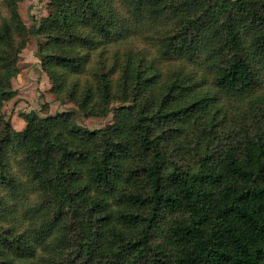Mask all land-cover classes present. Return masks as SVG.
<instances>
[{"label": "trees", "instance_id": "1", "mask_svg": "<svg viewBox=\"0 0 264 264\" xmlns=\"http://www.w3.org/2000/svg\"><path fill=\"white\" fill-rule=\"evenodd\" d=\"M39 1L51 93L112 123L12 129L28 30L0 0V264H264V0Z\"/></svg>", "mask_w": 264, "mask_h": 264}, {"label": "rangeland", "instance_id": "2", "mask_svg": "<svg viewBox=\"0 0 264 264\" xmlns=\"http://www.w3.org/2000/svg\"><path fill=\"white\" fill-rule=\"evenodd\" d=\"M49 10V3L40 2L39 0H21L18 4V13L28 30V34L26 35L25 48L22 50L17 64L19 73L12 81V89L16 91V96L4 104L1 111L3 118L10 123L13 130L21 131L25 127V122L21 118L23 114L35 112L39 117L44 118L53 116L56 113L74 112L76 125L88 130L103 129L112 123V114L105 118L83 117L77 112L73 104L55 98V95L51 93V84L48 77L41 71L36 50L38 43H43L44 39L38 36L35 30L38 20L48 16ZM225 106L229 110L233 108L227 104ZM238 115L234 114L229 117H232L236 123L241 120L237 117ZM258 118V116H249L246 119H251L254 123ZM228 126L229 124H227ZM221 130L220 128L216 129L217 132H221ZM227 132L223 135V138L226 137ZM233 135L240 136L232 133L231 138Z\"/></svg>", "mask_w": 264, "mask_h": 264}]
</instances>
